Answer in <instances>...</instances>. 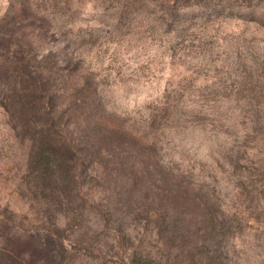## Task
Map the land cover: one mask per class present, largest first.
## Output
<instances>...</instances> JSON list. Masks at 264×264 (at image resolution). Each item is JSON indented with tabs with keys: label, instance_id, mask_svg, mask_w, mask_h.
Instances as JSON below:
<instances>
[{
	"label": "rangeland",
	"instance_id": "1",
	"mask_svg": "<svg viewBox=\"0 0 264 264\" xmlns=\"http://www.w3.org/2000/svg\"><path fill=\"white\" fill-rule=\"evenodd\" d=\"M30 67L57 78L62 108L76 101L67 133L86 162L69 207L36 175L54 148L7 109ZM99 127L122 139L103 143V162L123 163L112 182L95 176ZM168 190L188 204L165 205ZM7 255L264 264V0H0V264Z\"/></svg>",
	"mask_w": 264,
	"mask_h": 264
},
{
	"label": "trees",
	"instance_id": "2",
	"mask_svg": "<svg viewBox=\"0 0 264 264\" xmlns=\"http://www.w3.org/2000/svg\"><path fill=\"white\" fill-rule=\"evenodd\" d=\"M19 67L20 70L26 68L23 64ZM29 71L31 73L34 71V73H22L19 76L20 86L13 95L9 96L7 109L22 127L32 129L33 136L31 139L38 141L40 144H46L47 149L54 148L51 152L44 151L45 157L40 151L38 152L36 158L39 159L40 168L36 170L38 171L36 175L40 176L42 174L52 185L53 192L51 193L60 192L63 195H61L63 202L69 207L75 202L76 194L80 192L78 186L80 185L81 174L76 170L83 167L86 162V159L82 156L81 148H79L80 145L76 144L75 139L77 138L74 139L67 133L71 125H76L74 115L76 101L62 108L63 101L61 99L65 98L66 100V93L58 94L56 92L55 80L57 78L52 76L46 82H43L41 74H37V70L30 67ZM56 74L53 73L54 76ZM75 86L73 85L71 90ZM78 135V140H82L81 130H78ZM91 141L92 143L99 142L102 145L99 150L102 159L97 160L100 165L96 169L98 174L95 176L99 179L110 177L111 182L114 179H119L123 174V163L118 160H110L111 167L109 168L108 163L103 162V158L108 155V148L103 143L107 146L117 145L119 147L118 145L122 141L119 133L109 128L99 127L92 131ZM161 199L169 207H180V204L187 205L189 201L185 194L180 195L173 192V190L164 191ZM7 256V258L12 259L8 264H13V255Z\"/></svg>",
	"mask_w": 264,
	"mask_h": 264
}]
</instances>
